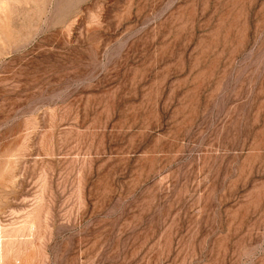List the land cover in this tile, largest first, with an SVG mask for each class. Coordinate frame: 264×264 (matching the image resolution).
<instances>
[{"label":"rangeland","instance_id":"obj_1","mask_svg":"<svg viewBox=\"0 0 264 264\" xmlns=\"http://www.w3.org/2000/svg\"><path fill=\"white\" fill-rule=\"evenodd\" d=\"M0 264H264V0H0Z\"/></svg>","mask_w":264,"mask_h":264}]
</instances>
